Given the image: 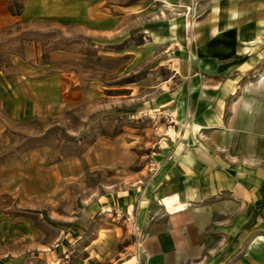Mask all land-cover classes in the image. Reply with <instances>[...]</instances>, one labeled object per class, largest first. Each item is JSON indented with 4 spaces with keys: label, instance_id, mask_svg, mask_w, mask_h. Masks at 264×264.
Segmentation results:
<instances>
[{
    "label": "rangeland",
    "instance_id": "1",
    "mask_svg": "<svg viewBox=\"0 0 264 264\" xmlns=\"http://www.w3.org/2000/svg\"><path fill=\"white\" fill-rule=\"evenodd\" d=\"M196 5L0 0V264H114L161 215L167 156H213L176 105L219 82Z\"/></svg>",
    "mask_w": 264,
    "mask_h": 264
},
{
    "label": "crops",
    "instance_id": "2",
    "mask_svg": "<svg viewBox=\"0 0 264 264\" xmlns=\"http://www.w3.org/2000/svg\"><path fill=\"white\" fill-rule=\"evenodd\" d=\"M195 1L196 54L206 78L219 82L176 105L188 128L211 131L214 154L167 156L154 180L161 215L114 264H264V88L258 78L239 85L264 65V4ZM173 195L183 207L170 212L161 200Z\"/></svg>",
    "mask_w": 264,
    "mask_h": 264
},
{
    "label": "bare ground",
    "instance_id": "3",
    "mask_svg": "<svg viewBox=\"0 0 264 264\" xmlns=\"http://www.w3.org/2000/svg\"><path fill=\"white\" fill-rule=\"evenodd\" d=\"M161 202L164 208L170 212L178 210L183 207V204L179 202L176 195L164 197L162 198Z\"/></svg>",
    "mask_w": 264,
    "mask_h": 264
},
{
    "label": "trees",
    "instance_id": "4",
    "mask_svg": "<svg viewBox=\"0 0 264 264\" xmlns=\"http://www.w3.org/2000/svg\"><path fill=\"white\" fill-rule=\"evenodd\" d=\"M19 8H20V7H19ZM19 8H17V10H14V9L12 8L11 4L8 5V10H9V12H10V14H11L12 16H18V15H20L21 11H20Z\"/></svg>",
    "mask_w": 264,
    "mask_h": 264
}]
</instances>
